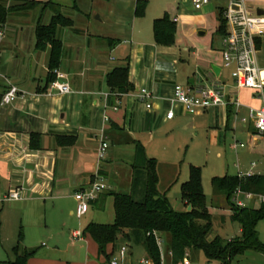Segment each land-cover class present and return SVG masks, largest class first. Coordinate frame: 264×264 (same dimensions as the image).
Masks as SVG:
<instances>
[{
  "label": "crops",
  "instance_id": "obj_1",
  "mask_svg": "<svg viewBox=\"0 0 264 264\" xmlns=\"http://www.w3.org/2000/svg\"><path fill=\"white\" fill-rule=\"evenodd\" d=\"M39 1H53L62 6V10L65 3V0ZM105 1H108L110 16L101 12V17H92V11L100 10L99 7L106 4L103 3ZM147 1L145 14L150 4V0ZM190 1L192 0H182ZM231 1L215 0V10H211V13L218 15L221 8L226 12ZM234 1H242L249 13L258 14L261 11L259 15L264 16V0ZM136 3L137 0L128 2L127 5H124L123 1L121 3L113 0H70V9L79 13L84 26L76 28L74 18L70 16L74 20L73 26H70L73 30L70 31V39L64 41L57 31L58 38L63 42V50L60 65L54 72L66 75L62 81L69 83L71 91L68 93H61L52 88L51 84L47 85V76L51 72L48 66L49 49L36 48V31L26 35H23L24 31H19L15 42L8 43L7 47L13 52L3 60L7 67L0 73V91H6L11 85H16L21 92L12 103L0 106V201H6L4 197L10 191L19 190L20 198L8 201L31 204V208L32 205L37 207L42 202L47 204V200L52 199L60 216H64L67 211L69 215H76L78 218L87 215L90 208L96 209L85 220L81 229L74 231L82 232L90 222L113 223L114 197L107 194L110 191L118 192L117 190L108 184V190H104L91 201L87 212L81 217L76 213L78 199L75 193L88 188L97 179H108L114 171L120 179L130 182L132 192L138 143L145 147L150 158H155L157 151H163L166 157L177 156V150L174 152L172 149L169 135L175 130L178 120L185 117H192L194 120L209 111L207 109L187 112L177 106L175 116L167 119L166 113L172 107L171 98L177 84L197 89L204 88L211 82H223L226 85L230 100L238 98L241 107L234 109L232 104H228L210 108L215 117L213 127H219L217 117L220 112L223 114L221 123L224 128L243 135L245 143L241 146L254 158L250 168L245 172L239 170L237 174L264 173V168L259 170V167L264 165L260 135L250 119L245 122L240 119L248 118L250 107H261L262 99L256 95L254 89L235 87V80L231 76L235 64L226 68L222 55L221 59L219 58L221 63L218 62V52L213 44L210 47L206 45V50L201 54L196 49L192 50L191 55H194L195 63L193 60H186L184 49L178 44L179 40L176 39L171 46L155 42L153 23L156 18L168 13L173 20L177 19L176 24L181 23L182 13L177 1L158 2L151 18V28L148 23L139 21ZM84 5L86 6L83 7ZM48 11L52 17V10ZM51 17L49 16V19ZM6 25L7 22L2 27ZM5 38L3 31L0 45ZM219 38L218 47L222 53L224 36L219 35ZM255 46L254 56L264 77V35L255 38ZM188 50L186 48L185 52ZM127 62L129 80L135 88L126 94H118L108 86L107 75L116 66ZM214 65L220 67L219 74L214 72ZM144 88L151 93V97L143 100L140 92ZM147 103H151L152 107L148 108ZM164 129H168L169 133L160 136ZM59 136L64 137L62 141L58 139ZM70 136L75 137L72 144L70 139L66 138ZM102 137L107 140L109 147L106 158L100 160L98 148ZM141 184L144 185L143 178ZM241 194L247 197L255 196ZM67 200L70 201V206L64 203ZM244 204L251 207L245 202ZM183 205V210H186L184 201ZM106 210L109 214L106 219L97 213ZM37 214L39 215V208L36 209ZM21 229L23 230L22 225ZM239 232H242L241 226ZM40 233L43 237H40L41 240L52 241V234L47 231ZM23 234L24 238L27 237V245L23 247L38 248L29 246L33 245V242L30 241L28 232L25 234L23 230ZM162 236L167 237L170 243L169 234ZM57 243L55 241L50 249L38 248L28 264H111L113 259H116L118 264H142L141 259L151 258L143 243H127L122 239L108 246V252L111 253L109 260L98 252V245L90 236L83 235V239L77 241L72 239L68 248H61ZM123 243L129 246V252L124 256L119 252ZM43 245L48 247L45 243ZM66 249H72L73 253L61 256L59 253ZM170 257L172 259L171 251Z\"/></svg>",
  "mask_w": 264,
  "mask_h": 264
},
{
  "label": "rangeland",
  "instance_id": "obj_2",
  "mask_svg": "<svg viewBox=\"0 0 264 264\" xmlns=\"http://www.w3.org/2000/svg\"><path fill=\"white\" fill-rule=\"evenodd\" d=\"M115 1H120L121 3L123 1L124 5H127L128 2H135V0H113V2ZM164 1L169 0H150L147 14L139 17V21L148 23L151 28L153 22L151 18L155 13L158 2L161 3ZM175 1L180 4L179 7L182 13V21L176 25V39L179 40L178 44L184 49V51H182L183 55L187 58L186 60L195 61L194 55H191L192 50L196 49L199 54H201L206 50V45L210 47V45L213 44L214 49L218 52L217 61L221 63L220 59L222 53L220 47H218L220 38L217 33L219 24L218 15L211 13V10H215L214 2L205 5L201 9H197L192 1ZM103 3L106 4L99 7L101 8L100 10L92 11V17H101V12L106 16H110V9L107 4L108 1ZM10 4L12 5L14 2H8V5ZM105 5L106 8L104 9ZM85 6L86 5L83 7ZM62 12L69 17L73 16L76 28L84 26V23L81 22L80 16L78 15L79 13L70 9V0H65ZM49 16L51 17L49 11L46 10L41 12L40 7L29 12H12L9 14L7 25L5 27H0V30L4 31L6 34L3 44L0 45V73H3L4 69L7 67L5 62H3L4 58L6 60V57L13 52V50L11 52L7 47L8 43L13 44L15 42V36L19 31H24L23 35L36 31L39 18L42 23H49ZM112 17L113 14H111V18ZM70 31H73L70 27H59L58 36L64 41H68L70 39ZM200 31H204L206 34L201 35ZM186 48L189 49L188 52H185ZM225 72L228 73L227 70H225ZM1 78L0 74V80ZM208 110V112L203 113L201 116H197L194 120L192 117L180 118L178 120L175 130L169 135L172 141V149L174 152L177 150V156L175 158H170L174 155L166 157L163 151H157V156H155V158L158 160L157 171L160 176L158 187L162 193L167 192L166 194L175 209L183 210L184 205L181 198V184L189 179L190 167L192 165L199 166L202 172L206 206L212 215L213 229L209 235V239H213L215 236L220 235L224 240H230L241 235L239 232V227L241 225L231 218V210L227 198L224 194L215 192L212 179L216 176L236 175L239 170L245 172L246 169L250 168L251 160L254 157L249 155L244 146H241L245 141L240 132L235 133L231 129L224 128L221 123L222 113L219 112L217 117L219 127H213L215 117L213 116V111L210 110V108ZM167 130L168 129H164L163 133L160 132V134H158L164 136ZM215 130L220 132H216ZM167 133H169V131ZM215 137L216 139H214ZM176 147L178 148L176 149ZM263 168L264 165L260 166L259 170ZM103 181L107 185V188H109L108 186L110 185L111 188L118 192H130V182L128 183L127 180L120 179V176L116 175L115 171L108 179H104ZM144 191V185H139V187L133 191L134 197L137 200L143 199ZM237 198L239 201H244L246 204L255 207H260L263 203L258 195L247 197L241 194L238 195ZM64 203L70 206L69 200L64 201ZM29 205L31 204H25L19 201H0V261L15 258L12 248L17 244L21 225L23 226L24 233L26 234V232H28V234H30V241L33 242L31 243L33 245H29L30 247H38L39 250L46 248L50 249L53 247L54 242L57 241L58 246L61 248L65 246L68 248V245L73 239L71 236L72 232L76 229H81L85 220L96 211V209L90 208L87 215L78 218L76 215H69L67 211L63 214L64 216H60L57 209L54 208L55 203L52 199L47 200V204L42 202L40 205H37V207L32 205V207L29 208ZM38 208L39 215H36V209ZM107 210L105 212L97 211V213H100L99 215H102V217L106 219L109 215ZM258 230L260 239L264 243V218L259 222ZM40 231H47L52 234V241L50 242L45 239L41 240L40 237H43ZM64 232H66V234H63ZM42 242L48 245V247L43 245ZM26 245L27 237L25 236L23 246ZM66 250L61 251L59 254L65 257L71 252L73 253L72 249ZM161 257L162 264H172L167 237L164 238V242L161 246ZM191 258L194 261L201 262V264H220L217 260L209 262L204 252L199 249L191 252ZM232 264H264V253L256 250H248L244 254L236 256Z\"/></svg>",
  "mask_w": 264,
  "mask_h": 264
},
{
  "label": "trees",
  "instance_id": "obj_3",
  "mask_svg": "<svg viewBox=\"0 0 264 264\" xmlns=\"http://www.w3.org/2000/svg\"><path fill=\"white\" fill-rule=\"evenodd\" d=\"M9 0H0V27H2L12 12H23L41 8L42 11L52 10L50 22L44 24L39 18L36 25V48L49 49L48 66L51 72L47 76V85L57 79L54 72L61 62L63 42L57 36L59 27L73 26L74 20L62 12V6L53 1L39 0H11L14 4L8 5ZM147 0H137L136 15L145 14ZM217 33L227 34V19L225 9L221 8L218 14ZM176 22L170 14L165 13L156 18L153 23L154 39L159 45L171 46L176 41ZM107 84L112 91L126 94L134 90L135 86L129 80V63L116 66L107 75ZM5 91H0L1 100ZM63 136L58 139L62 141ZM70 144L75 142V137ZM158 160L146 154L145 147L138 143L136 147V161L132 190L139 187L144 180V197L137 200L133 191L122 193L110 191L107 195L114 197L115 218L113 223L101 224L90 222L82 231L83 235L90 236L98 245V252L107 260L111 253L108 246L122 239L127 243H143L148 256L156 264H161V252L157 244L156 234L170 235V251L172 264L184 259L187 251L202 250L209 262L219 261L220 264H232L233 259L248 250L264 253V243L260 239L259 222L264 218V202L260 207H249L237 204L234 201L236 193H250L264 195V173L251 175H225L214 177L212 183L216 193L224 194L229 203L231 218L240 223L242 232L230 240H224L220 235L209 239L213 229L212 215L206 206V195L203 190L202 172L199 166L190 167L189 179L181 185V198L186 204V210H177L166 193L159 190ZM192 205L190 211L187 210ZM23 230H20L18 243L13 248L14 260L0 261V264H28L30 258L36 255L38 248L23 247Z\"/></svg>",
  "mask_w": 264,
  "mask_h": 264
},
{
  "label": "built area",
  "instance_id": "obj_4",
  "mask_svg": "<svg viewBox=\"0 0 264 264\" xmlns=\"http://www.w3.org/2000/svg\"><path fill=\"white\" fill-rule=\"evenodd\" d=\"M215 0H192L195 8L201 9L205 5L214 2ZM228 27L227 34L224 36L222 49V57L224 66L231 68L235 64V68L231 71V76L235 80L236 88H251L255 90L256 95L262 99L261 107H250L248 118L242 117L241 121L245 122L250 119L261 138V146L264 151V77L262 70L255 59V38L264 35V16L259 14H251L244 7L242 1L232 0L228 10L225 12ZM177 19L174 18V21ZM3 36V31L0 30V37ZM66 75L57 72V79L52 82L51 87L57 89L61 93L71 91L70 85L62 81ZM20 88L16 85H11L4 93L1 106L12 103L20 95ZM140 97L144 100L151 97V93L147 89H142ZM230 95L227 92L226 85L223 82H211L201 89L191 86L185 87L177 84L174 89V96L171 98L172 107L167 111L166 118L172 119L175 114V108L181 106L187 112L204 111L212 107L232 104L234 109L241 107V102L238 98L230 100ZM147 107H152L151 103H147ZM109 144L102 137L99 148L98 158L103 160L107 156ZM242 175V174H241ZM251 175V174H248ZM107 188L105 182L101 179L93 181L88 188H83L76 191L75 196L78 199L76 213L79 217L84 215L90 202L95 200L98 195ZM242 192L236 193L234 201L242 206H245L243 201H239L237 196ZM248 196L252 194L246 193ZM20 198V191H10L4 200H12ZM264 202V195H260ZM157 244L161 248L164 237L157 233ZM72 238L79 240L83 239L81 231H73ZM119 252L122 256L127 255L129 246L123 243L119 247ZM142 264H156L152 258H143L140 261ZM111 264H118L116 259L111 261ZM162 264V257H161ZM177 264H199L192 260L191 253L186 252L184 259L178 261Z\"/></svg>",
  "mask_w": 264,
  "mask_h": 264
},
{
  "label": "water",
  "instance_id": "obj_5",
  "mask_svg": "<svg viewBox=\"0 0 264 264\" xmlns=\"http://www.w3.org/2000/svg\"><path fill=\"white\" fill-rule=\"evenodd\" d=\"M262 13L261 11L258 12V14ZM200 34H204V31H200ZM213 70L216 74H219L220 73V67L214 65L213 66ZM192 209V205L190 204L188 207H187V210L190 211Z\"/></svg>",
  "mask_w": 264,
  "mask_h": 264
}]
</instances>
